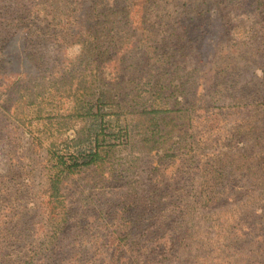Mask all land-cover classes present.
<instances>
[{
  "label": "rangeland",
  "instance_id": "rangeland-1",
  "mask_svg": "<svg viewBox=\"0 0 264 264\" xmlns=\"http://www.w3.org/2000/svg\"><path fill=\"white\" fill-rule=\"evenodd\" d=\"M0 264H264V0H0Z\"/></svg>",
  "mask_w": 264,
  "mask_h": 264
},
{
  "label": "trees",
  "instance_id": "trees-1",
  "mask_svg": "<svg viewBox=\"0 0 264 264\" xmlns=\"http://www.w3.org/2000/svg\"><path fill=\"white\" fill-rule=\"evenodd\" d=\"M109 18H112L113 16L112 15H108ZM106 18V17H105ZM108 19V18H106ZM106 24H113L112 26L114 27V23H110V22H106ZM110 25H106V27H108ZM97 92V91H96ZM77 93L80 95V97H87V96H94L96 95L95 94V91H94V88L93 87H84L83 90H79L77 91ZM93 93V94H91ZM54 97V96H52ZM78 99V98H77ZM102 96L100 95V97L98 98V102L99 103H102L103 100H102ZM106 104H103V105H109V104H112L113 105V102L111 100V98L107 97L106 98ZM97 110V115L96 116H100V123L102 125L101 127V132L100 133H104L105 132V129H110L111 128V131L114 129V131L116 132V129L117 128H112L111 127V123H113V121H106V117L107 116H115L113 114H103L101 113V110L103 109V107H100V105H97L96 108L95 106H90L89 105V108L88 110H86L85 108H83L82 110L85 111V113L82 115L81 114V117H89L91 115H94L92 114V112L94 110ZM141 114H146V116L148 117H151V116H158L159 114H161L158 110H153L151 113L147 114V112H143ZM116 117H118L119 121H120V115H116ZM118 121V120H117ZM152 121H155V119H152ZM151 122V121H150ZM117 125H120L118 124V122H116ZM106 127V128H105ZM116 127H119V126H116ZM121 131V132H120ZM124 132H126L127 134V128H121L120 130L118 129V132L117 133H114V134H110L109 136L110 137H113V139H117V135L119 134H125ZM161 126H158L157 124H155V127L154 129L152 130V132H148L146 131L143 135V137H145V140H152V142H148L154 146H157L158 144L162 143L161 141L159 142V140H156V138L158 139H161V136H159L161 134ZM165 135H167L168 137L171 138V135H172V132H168L166 133ZM99 135L97 134L95 138L96 139V142H97V148L90 151L89 154L86 156V158L84 157H80V156H75V155H60V154H55L57 156H54V160L56 161L55 164H56V169H57V174L54 176V180H53V184L50 188V194L55 198V197H59L60 195V184H61V176L66 173V174H72L74 172H76V170L80 169L81 167H88L90 165H95L97 164L98 162L101 161V154L98 152L99 151ZM154 146H151V149H153ZM243 171H244V168H243ZM62 222L63 223V220H59V222H57L56 224H54L56 226V229L60 228L61 226L60 225H57L58 223ZM64 225V224H63Z\"/></svg>",
  "mask_w": 264,
  "mask_h": 264
}]
</instances>
